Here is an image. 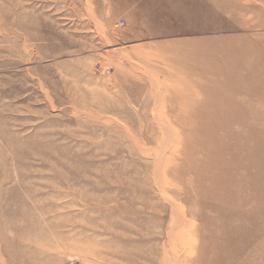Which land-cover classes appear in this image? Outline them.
Returning <instances> with one entry per match:
<instances>
[{
    "label": "rangeland",
    "instance_id": "374dc122",
    "mask_svg": "<svg viewBox=\"0 0 264 264\" xmlns=\"http://www.w3.org/2000/svg\"><path fill=\"white\" fill-rule=\"evenodd\" d=\"M0 264H264V0H0Z\"/></svg>",
    "mask_w": 264,
    "mask_h": 264
},
{
    "label": "bare ground",
    "instance_id": "6f19581e",
    "mask_svg": "<svg viewBox=\"0 0 264 264\" xmlns=\"http://www.w3.org/2000/svg\"><path fill=\"white\" fill-rule=\"evenodd\" d=\"M247 117V116H246ZM239 119V118H238ZM244 119H246V118H244ZM237 121V120H236ZM244 121V120H243ZM247 124H248V122H246ZM198 136H199V139H202V138H204V137H206V132H204L203 130L198 134ZM208 136V135H207ZM208 138V137H207ZM206 138V139H207ZM210 140V139H209ZM212 140H214V139H212ZM218 140H216V142H217ZM209 155L211 154V152L210 153H208ZM218 155V154H217ZM220 155V154H219ZM221 156V155H220Z\"/></svg>",
    "mask_w": 264,
    "mask_h": 264
},
{
    "label": "crops",
    "instance_id": "0c3cea01",
    "mask_svg": "<svg viewBox=\"0 0 264 264\" xmlns=\"http://www.w3.org/2000/svg\"><path fill=\"white\" fill-rule=\"evenodd\" d=\"M133 40H135V39H133Z\"/></svg>",
    "mask_w": 264,
    "mask_h": 264
}]
</instances>
